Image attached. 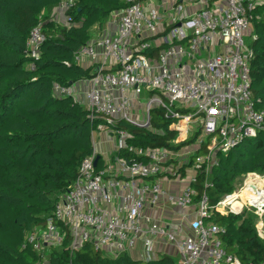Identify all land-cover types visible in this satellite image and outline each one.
I'll use <instances>...</instances> for the list:
<instances>
[{"label": "built area", "instance_id": "1", "mask_svg": "<svg viewBox=\"0 0 264 264\" xmlns=\"http://www.w3.org/2000/svg\"><path fill=\"white\" fill-rule=\"evenodd\" d=\"M121 1L123 7L108 16L114 32L88 41L74 55L75 63H88L91 75L68 86L52 85L55 96L71 97L99 121L91 134L92 152L57 197L51 215L28 232L25 244L44 260L68 238L70 252L89 244L106 258L129 255L140 244L141 261L146 263L170 244L179 257L176 264H242L225 248L219 236L223 229L208 220L212 210L205 194L193 214L194 184L197 172L208 174L219 152L264 128V109L257 108L251 89L253 50L244 40V31L258 18L256 9L264 0ZM73 4L63 0L57 7L65 24L70 22L65 12ZM45 38L38 22L26 40L30 57H38ZM143 91L148 99L140 109L138 97ZM156 107L172 120L170 128L182 124L187 138L195 136L192 154L128 143L130 134L117 124L150 129V110ZM195 119L199 127L192 129ZM107 128L117 138L111 145L114 157L97 150L93 139ZM202 146L205 153L193 158ZM119 149L134 157H116ZM190 165L191 175L180 193L162 188V175L183 177ZM250 175H244V186ZM262 188L264 184L257 189ZM233 195H226L223 202ZM163 198L181 210L186 228L175 221L173 227L163 223L157 215Z\"/></svg>", "mask_w": 264, "mask_h": 264}, {"label": "trees", "instance_id": "2", "mask_svg": "<svg viewBox=\"0 0 264 264\" xmlns=\"http://www.w3.org/2000/svg\"><path fill=\"white\" fill-rule=\"evenodd\" d=\"M62 1L0 0V264H141L128 254L103 257L89 244L70 252L68 238L51 249L47 260L25 244L28 232L51 215L57 197L92 152L91 134L99 121L71 97L55 96L52 85L68 86L91 75L89 68L74 62V55L89 41L91 27L101 26L124 5L121 0H73L65 12L70 22L56 24L52 12ZM256 10L258 18L250 24L254 38L248 42L253 50L251 89L257 108L264 109V4ZM38 22L46 38L38 57L32 58L26 40ZM171 122L156 107L150 110V129L122 121L117 126L128 131L129 144L143 148L178 150L195 141L192 135L171 143L177 134ZM203 153L205 146L193 158ZM115 156L134 157L124 149ZM248 173L264 175V128L219 152L208 174L197 172L194 202L205 194L214 204L219 195L232 192L236 178ZM208 220L223 229L219 236L225 248L242 264H264V237L257 235L251 220L214 210ZM144 264L176 263L163 255Z\"/></svg>", "mask_w": 264, "mask_h": 264}, {"label": "rangeland", "instance_id": "3", "mask_svg": "<svg viewBox=\"0 0 264 264\" xmlns=\"http://www.w3.org/2000/svg\"><path fill=\"white\" fill-rule=\"evenodd\" d=\"M53 16L57 17L58 14H54ZM108 19H109V17L106 18L104 23H107ZM60 20H61L60 22L64 23V19L63 18L60 19ZM252 35H253V31H252V26L250 25L249 29L244 31V40H245V42H249L250 36H252ZM147 99H148V96L145 93V91H143L138 97V100L141 101V104L135 103V104H137V108L143 109V103ZM132 109L134 111V108H132ZM139 118L141 119V117H139ZM193 121H192L193 124L191 125V128L192 129L198 128L199 124L197 123V119H195ZM174 127L177 129V134H176L175 139H174L175 142L178 143V142H182L183 140H185L187 138V135L185 134L184 126L182 124L174 123ZM93 139H94L95 147L97 148V150L100 149V151H106L108 154H110L112 156L114 155V148L112 147L109 150H107V148H109L110 145H112V143L117 142V138H116L115 135L110 136V132H109L108 128L105 131L96 133L95 136H93ZM102 145L104 146L103 149H102ZM195 146H196V143H194V142L190 143L188 145H185V146H183L182 148H180L178 150V153L180 155H184V154L190 155V154H192L194 152ZM192 169H193L192 165L185 167L184 176L181 177V178L179 177V179H177V180L181 181V182L185 181V179L187 180V178L191 175ZM252 174H255L258 177H261V178L264 179V175H260L258 173H252ZM245 176H243L242 178L241 177L236 178V180L233 183L234 186H233V190H232L231 193L219 195L216 198L214 204H211L209 202L208 198H207L206 202H207V205L210 207V209L214 210V212H218L220 214H226V213L230 212V213L238 214V215L242 216L243 218H248L249 220L252 221V223L254 225V228L257 231V235L260 238H262V237H264V210H261L259 212V210L257 208L252 207V206H250L248 204L243 205L244 203L241 204V209L239 211H234V210H236V207L230 208V206H228V205L227 206L221 205V203L225 200V196L226 195L238 193L242 189V187L244 186V180H245L244 177ZM237 199H239V198H237ZM200 200H201V198H199L195 202L196 207H198V204H200L199 203ZM245 203H246V201H245ZM174 209L178 210V212L181 211L180 209H178L176 207H174ZM163 221L167 222L166 220H163ZM182 221H184V220H181V221L175 220V224L178 227L183 228L182 227ZM260 223H261V225H260ZM262 223H263V225H262ZM170 247H171L170 245H166L164 248H161V251H162L161 253H163V254H158L157 256H163V255L166 254L167 256L172 258L173 261L178 262L179 261V257L177 255V251L174 250L172 247H171L172 251H170L169 250ZM134 256L137 257V254H134ZM139 257L141 258L140 255H139Z\"/></svg>", "mask_w": 264, "mask_h": 264}, {"label": "crops", "instance_id": "4", "mask_svg": "<svg viewBox=\"0 0 264 264\" xmlns=\"http://www.w3.org/2000/svg\"><path fill=\"white\" fill-rule=\"evenodd\" d=\"M57 8V7H56ZM54 8L53 11L54 13L52 12V15L54 14H58V16L54 17L53 16V20L56 24H59V23H62L60 22L63 18L62 15H60V10L57 8ZM61 17H60V16ZM64 19V18H63ZM111 25V26H110ZM107 24V23H103L101 26L100 25H94L91 27V29L89 30V34H90V40H93L94 38H96L97 36H101L105 33H112L114 32L115 30V27L114 25L112 24ZM81 66L83 68H89L88 67V63L83 61L81 63ZM90 69V68H89ZM104 148V146L102 145V149ZM107 149H111V145L109 148ZM179 177L181 178L180 175H178L177 177H172V176H169L167 174L165 175H162V177L160 178V183H161V186L162 188L166 191V192H169V193H180L184 187V185L186 184V179L185 181L181 182V181H178L177 179H179ZM183 179V178H182ZM196 204L195 206H193V214L195 215L197 213V210H196ZM157 211H158V214L157 215H161L163 220H166L167 222H164L163 223L167 226H170V227H173L172 222H174L175 220H178V221H181V218H180V211L178 212V210L174 209V207L170 204H168L166 202V199L163 198L160 202V204L158 205L157 207ZM146 213H150V209H146L145 210ZM187 224H188V221L185 220V221H182V227L186 228L187 227ZM166 245H170V244H165L163 245V248L166 246ZM171 246V245H170ZM172 247V246H171ZM171 247L169 248L170 251H172ZM173 248V247H172ZM174 249V248H173ZM142 251V249L140 248V244L130 252L129 256L134 260V261H138L140 262L141 264H143L144 262L141 261V258L139 257L140 255V252ZM134 254H137V257L134 256Z\"/></svg>", "mask_w": 264, "mask_h": 264}, {"label": "bare ground", "instance_id": "5", "mask_svg": "<svg viewBox=\"0 0 264 264\" xmlns=\"http://www.w3.org/2000/svg\"><path fill=\"white\" fill-rule=\"evenodd\" d=\"M264 184V179L259 178L257 175L252 174L249 176L246 185L238 193H235L232 197L228 198L227 202L221 203L223 206H230V208L236 207V210L241 209V204H248L252 207H255L261 211L260 207L264 205V188L261 191H258V187ZM239 198V199H237ZM246 201V203H245ZM238 206V207H237ZM243 207V206H242ZM264 210V209H262ZM262 220V219H261ZM261 225V223H260ZM263 225V223H262Z\"/></svg>", "mask_w": 264, "mask_h": 264}, {"label": "water", "instance_id": "6", "mask_svg": "<svg viewBox=\"0 0 264 264\" xmlns=\"http://www.w3.org/2000/svg\"><path fill=\"white\" fill-rule=\"evenodd\" d=\"M97 160H98V157L95 158L94 164H96ZM262 206H263V205H262Z\"/></svg>", "mask_w": 264, "mask_h": 264}]
</instances>
